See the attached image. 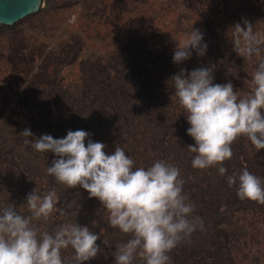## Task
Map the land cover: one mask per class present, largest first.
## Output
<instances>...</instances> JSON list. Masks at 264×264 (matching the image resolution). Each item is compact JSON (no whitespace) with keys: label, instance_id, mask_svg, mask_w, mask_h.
I'll list each match as a JSON object with an SVG mask.
<instances>
[{"label":"rangeland","instance_id":"1","mask_svg":"<svg viewBox=\"0 0 264 264\" xmlns=\"http://www.w3.org/2000/svg\"><path fill=\"white\" fill-rule=\"evenodd\" d=\"M244 21L251 24L254 39L246 40L235 27H245ZM192 29L203 34L206 52L199 56L194 50L190 59L175 63L174 50L187 41ZM249 46L255 51L246 59L234 50L244 52ZM135 58L143 69L170 78L181 69L210 67L213 83L221 75V84L231 82L238 96H244L256 64L264 59V0H43L39 11L14 25H0V171L15 167L20 173H33L36 164L24 157L32 148L30 137L22 131L34 125L35 117L46 119L49 110L56 114L54 126L63 127L80 117L83 123L76 130L88 132L94 142L103 134L99 142L122 138L119 128L104 125L107 131L100 133L97 123L84 122L82 116L90 109L82 108L81 116L76 103L97 93V81L112 75L111 66L127 67ZM175 96L173 92L161 98L171 108L167 115L172 118V111L180 110ZM14 132L19 135L16 141ZM233 145L239 153L245 152L250 171L254 165L264 171V149L257 151L244 136ZM9 160L13 166L7 167ZM223 162L226 178L240 173L239 166H229L228 159ZM253 202L225 204L234 210L233 217L225 218L224 231L234 257L226 264H264V204ZM215 234L211 229L204 235L209 258L202 264H217L214 257L224 249L217 247L215 239L223 238ZM197 235L183 238L172 251H197L196 241L189 240Z\"/></svg>","mask_w":264,"mask_h":264},{"label":"clouds","instance_id":"2","mask_svg":"<svg viewBox=\"0 0 264 264\" xmlns=\"http://www.w3.org/2000/svg\"><path fill=\"white\" fill-rule=\"evenodd\" d=\"M235 27L246 40L251 37V24ZM203 34L192 29L187 41L177 45L173 61L190 59L195 50L203 56L207 45L201 44ZM244 59L255 51L249 46L244 52L234 48ZM175 95L190 127L187 134L195 141L188 145L196 155L194 168L222 164L232 157L231 145L240 136L246 137L257 151L264 149V59L251 74L250 91L238 96L233 84L213 83L210 67L187 72L181 69L172 78ZM23 134L33 137L30 129ZM84 130H68L63 138L49 134L32 138L38 152H51L55 159L47 174L69 188L82 187L89 198H97L108 211V222L131 238L116 246L114 264H133L136 257L145 264H168L167 255L185 237L196 230L198 217H192L193 205L182 194L180 170L165 161H156L148 168H134V161L118 144L111 154L106 145L94 142ZM87 139V143H85ZM28 141H26L27 143ZM219 174L227 172L219 167ZM229 186L236 185L240 199L264 204V184L260 177L246 168L227 177ZM32 216L26 218L9 206L0 210V264H63L61 249L74 250V261L82 264L101 251L96 241L100 236L78 223L57 227L53 233L30 227L31 219L48 218L59 203L54 191L40 194L37 188L26 197ZM190 217H192L190 219Z\"/></svg>","mask_w":264,"mask_h":264},{"label":"trees","instance_id":"3","mask_svg":"<svg viewBox=\"0 0 264 264\" xmlns=\"http://www.w3.org/2000/svg\"><path fill=\"white\" fill-rule=\"evenodd\" d=\"M117 66L116 69L114 66L108 69V72L112 73L110 77L101 82L97 81L95 88L97 93L87 94V98L78 101L76 107L80 115L82 108L90 109L88 115L81 116L85 118L84 122L92 120L97 123V131L100 133L103 130L107 131L108 125L121 129L122 138L114 142L113 140L102 142L106 145L104 150L107 154L113 153L118 144L125 150L126 155L133 159L134 168H148L156 161H165L180 170L179 178L183 180L182 194L187 197L186 202L194 207L192 217H198L203 227L201 228L197 223L196 230L191 234L198 235L189 239L196 241L197 251L189 250V253L179 254L181 249L171 250L167 253L170 257L168 264H202L204 260L206 262L209 257L205 256V251L209 246H207L208 239L206 240L204 235L211 229L216 230L215 236L223 238V243L222 240L215 239L217 247H224L221 253L215 255L214 261H217V264H226V261L234 260L228 247L230 241L227 240L224 231L225 218L233 217L234 210H229L225 204L232 202L233 205L234 201L243 205L255 202L247 198L240 199L237 196L238 183L229 186L227 178L223 175L220 177L218 169L222 166L226 168L225 162L222 163L223 165L218 164L203 169L192 166V159L196 154L189 150L188 145L194 144L195 141L187 134L190 124L184 114L185 110L180 106L178 113L172 111V116L175 117L172 118L167 115L171 108L165 106V102L161 100L164 95L175 93L174 81L170 77H164L154 70L150 72L143 69L141 65H138L136 58L127 67L118 68ZM196 68L200 67L195 66L193 69ZM220 78L221 75H218L215 83H220ZM94 102L97 104H88ZM111 102L113 103L110 104ZM55 116L56 114L49 110L46 119L38 120V116L35 117V121L31 122L34 125L29 127L33 137L38 138L43 134H49L54 138H63L68 130L75 131L83 123L78 117L64 123L63 127L60 126L61 124L54 126ZM104 125H107V129L103 128ZM146 126H150L148 131H145ZM11 134L13 141H16L19 135L15 132ZM104 136V134L98 136L95 142L104 140ZM33 137L28 138L31 147ZM233 143L231 145L233 154L228 159L229 166H239V172L246 168L250 173L260 177L264 184V171L257 165H254L255 168L250 171L251 164L244 159L245 152L239 153L236 148H232ZM30 149L24 157L29 158L27 163L36 164L33 173H20L14 170L15 167L0 171L2 176L0 210L12 206L17 213L30 218L32 213L26 203L27 195L35 188L40 194L53 191L55 187L59 188V191L55 192L59 203L53 212L46 219L43 217L31 219L30 227L37 230L39 238L44 231L51 234L57 227L65 224L86 225L91 232L100 236L96 243L101 251L95 258L84 261L82 264H114L113 252L116 246L127 242L131 238L130 234L111 227L108 222V211L97 198H89V193L82 187L69 188L65 184H59V186L54 184L57 181L55 177L47 174V167L54 159V153L38 152L33 147ZM11 163L9 160L7 167ZM215 176H219V179L215 180ZM8 177L12 178V181ZM52 185L54 188L49 190ZM73 257L74 250L71 246L61 249L63 264H76ZM133 264H145V262L136 257ZM213 264L216 263L213 262Z\"/></svg>","mask_w":264,"mask_h":264},{"label":"water","instance_id":"4","mask_svg":"<svg viewBox=\"0 0 264 264\" xmlns=\"http://www.w3.org/2000/svg\"><path fill=\"white\" fill-rule=\"evenodd\" d=\"M43 0H0V25L11 26L40 10Z\"/></svg>","mask_w":264,"mask_h":264}]
</instances>
